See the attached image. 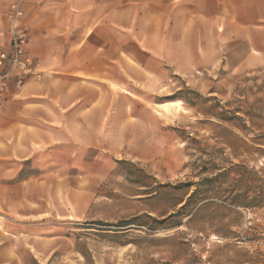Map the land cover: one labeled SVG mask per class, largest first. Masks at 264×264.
Wrapping results in <instances>:
<instances>
[{"label": "crops", "instance_id": "obj_1", "mask_svg": "<svg viewBox=\"0 0 264 264\" xmlns=\"http://www.w3.org/2000/svg\"><path fill=\"white\" fill-rule=\"evenodd\" d=\"M14 1L0 0L3 50L11 48ZM21 6L25 48L38 74L21 86L14 76L0 102V264H26L27 252L41 263L42 241L49 245L57 237L54 223L69 218V184L77 177L85 183L88 174L72 168L67 146L112 151L139 141V113L117 104L113 78L134 96V85L172 74L195 84V72L218 78L221 70L233 75L264 65V0H22ZM155 121L161 129L160 117ZM54 213L64 220L52 219Z\"/></svg>", "mask_w": 264, "mask_h": 264}, {"label": "rangeland", "instance_id": "obj_2", "mask_svg": "<svg viewBox=\"0 0 264 264\" xmlns=\"http://www.w3.org/2000/svg\"><path fill=\"white\" fill-rule=\"evenodd\" d=\"M195 74L134 96L112 79L117 104L139 113V141L67 146L88 178L70 182L69 218L36 264H264V65Z\"/></svg>", "mask_w": 264, "mask_h": 264}, {"label": "built area", "instance_id": "obj_3", "mask_svg": "<svg viewBox=\"0 0 264 264\" xmlns=\"http://www.w3.org/2000/svg\"><path fill=\"white\" fill-rule=\"evenodd\" d=\"M21 2L22 0H15L8 11L11 48L0 49V102L5 99L14 76H17V85L21 86L26 78L38 74L34 56L25 48L28 36L20 26V20L24 16Z\"/></svg>", "mask_w": 264, "mask_h": 264}, {"label": "bare ground", "instance_id": "obj_4", "mask_svg": "<svg viewBox=\"0 0 264 264\" xmlns=\"http://www.w3.org/2000/svg\"><path fill=\"white\" fill-rule=\"evenodd\" d=\"M180 102L179 101H171V102H168V103H164L162 104L163 107H168V104H179Z\"/></svg>", "mask_w": 264, "mask_h": 264}, {"label": "trees", "instance_id": "obj_5", "mask_svg": "<svg viewBox=\"0 0 264 264\" xmlns=\"http://www.w3.org/2000/svg\"><path fill=\"white\" fill-rule=\"evenodd\" d=\"M194 193H192V194H190V198H192L194 195H193Z\"/></svg>", "mask_w": 264, "mask_h": 264}]
</instances>
